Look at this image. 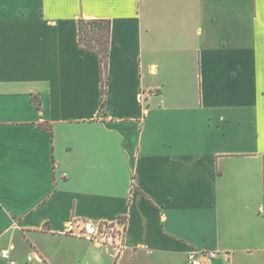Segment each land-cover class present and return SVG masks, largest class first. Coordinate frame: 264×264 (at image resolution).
Returning a JSON list of instances; mask_svg holds the SVG:
<instances>
[{
  "label": "crops",
  "instance_id": "obj_1",
  "mask_svg": "<svg viewBox=\"0 0 264 264\" xmlns=\"http://www.w3.org/2000/svg\"><path fill=\"white\" fill-rule=\"evenodd\" d=\"M82 18L111 24L104 110ZM122 217L119 255L65 233ZM5 249L15 264H187L192 249L264 264V0H0Z\"/></svg>",
  "mask_w": 264,
  "mask_h": 264
},
{
  "label": "built area",
  "instance_id": "obj_2",
  "mask_svg": "<svg viewBox=\"0 0 264 264\" xmlns=\"http://www.w3.org/2000/svg\"><path fill=\"white\" fill-rule=\"evenodd\" d=\"M141 101L145 100L144 93L140 96ZM65 233L76 235L86 241H89L98 246L111 249L119 255L125 249V236H126V220L125 218H118L113 222H102L92 224L89 222L78 223L71 220L65 226ZM2 259L7 260L9 264H15L10 257L8 249L0 251ZM217 252H204L198 250H190L186 255L187 264H206L204 260H211L217 258ZM225 263H229V254H224ZM27 264L37 262L43 264L41 258L32 252L26 257Z\"/></svg>",
  "mask_w": 264,
  "mask_h": 264
},
{
  "label": "trees",
  "instance_id": "obj_3",
  "mask_svg": "<svg viewBox=\"0 0 264 264\" xmlns=\"http://www.w3.org/2000/svg\"><path fill=\"white\" fill-rule=\"evenodd\" d=\"M111 24L106 19H79L78 44L82 52L96 55L100 62L101 109L105 108L107 87V57L109 51ZM47 129V127H44Z\"/></svg>",
  "mask_w": 264,
  "mask_h": 264
},
{
  "label": "rangeland",
  "instance_id": "obj_4",
  "mask_svg": "<svg viewBox=\"0 0 264 264\" xmlns=\"http://www.w3.org/2000/svg\"><path fill=\"white\" fill-rule=\"evenodd\" d=\"M63 247L61 246V245H56V246H54V248H53V252H54V254H55V257H56V259L57 258H59L60 257V250L62 249ZM14 258V257H13ZM13 261L15 260V259H12ZM18 264V263H17ZM32 264H34V262L32 263Z\"/></svg>",
  "mask_w": 264,
  "mask_h": 264
}]
</instances>
